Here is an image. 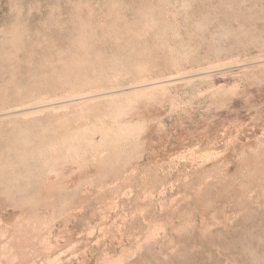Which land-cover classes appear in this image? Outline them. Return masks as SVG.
I'll return each instance as SVG.
<instances>
[{"label":"rangeland","instance_id":"rangeland-1","mask_svg":"<svg viewBox=\"0 0 264 264\" xmlns=\"http://www.w3.org/2000/svg\"><path fill=\"white\" fill-rule=\"evenodd\" d=\"M263 63L264 0H0L1 114L119 68L110 92L135 87L103 116L130 135L106 164L57 147L19 181L18 135L57 117L0 120V264H264Z\"/></svg>","mask_w":264,"mask_h":264},{"label":"bare ground","instance_id":"bare-ground-1","mask_svg":"<svg viewBox=\"0 0 264 264\" xmlns=\"http://www.w3.org/2000/svg\"><path fill=\"white\" fill-rule=\"evenodd\" d=\"M137 34V33H136ZM136 34H134V35H130V36H135ZM138 36V35H137ZM136 36V37H137ZM133 38V37H132ZM137 38H139V36L137 37ZM81 47V46H80ZM78 48H79V46H78ZM79 61V60H78ZM78 61H76L77 63H79ZM81 61H83V60H81ZM84 61H86L85 59H84ZM76 62H73L72 61V63H76ZM113 62V61H112ZM112 62H111V65H112ZM115 62V61H114ZM76 63V64H77ZM82 62H80V64H81ZM84 63H87V61L86 62H84ZM84 63H82V64H84ZM71 64V63H70ZM70 64H68L69 66H71ZM79 64V65H80ZM115 64V63H114ZM264 64V63H263ZM74 65V64H73ZM72 65V66H73ZM89 65V64H88ZM119 65V64H118ZM117 65V61H116V67L118 66ZM74 66H76V65H74ZM87 66V65H86ZM82 67V66H81ZM80 67V68H81ZM113 67V66H112ZM126 67V66H125ZM76 68V67H75ZM93 68V67H92ZM114 68V67H113ZM118 68V67H117ZM113 69V70H118V69ZM133 68H134V70H135V72H136V69L138 70V72H136L137 74L139 73L140 75H137V77L138 78H140V76H141V78H145L144 76L142 77V75H144L143 74V72H144V70H145V66L143 65V64H135L134 66H133ZM136 68V69H135ZM68 70V69H67ZM112 70V69H111ZM112 70V71H113ZM119 70H123V69H120L119 68ZM132 70V69H131ZM64 71V70H63ZM70 71H71V69H70ZM96 71H98V69L96 70ZM109 71H110V68H109ZM108 71V72H109ZM121 71H113V74H115V76L114 75H112V77H113V79L115 80V82L113 83V84H111V86H113L115 83H117L118 81H116V78L115 77H117L118 75H120L121 73ZM125 71H127V70H125ZM133 71V70H132ZM131 71V72H132ZM146 71V70H145ZM73 72V71H72ZM106 73H107V71H105ZM115 72V73H114ZM120 73V74H119ZM123 73H125V72H123L122 71V74ZM146 73V72H145ZM63 74V73H62ZM73 74V73H72ZM92 74H93V72H92ZM95 74V76H96V74L97 73H94ZM99 74V73H98ZM101 74V73H100ZM99 74V75H100ZM103 74H104V72H103ZM103 74H101V76L103 75ZM110 74V73H109ZM109 74H108V77H109ZM112 74V73H111ZM121 74V75H122ZM127 74V73H126ZM131 74V73H130ZM129 74V75H130ZM133 74H134V72H133ZM132 74V75H133ZM147 74V73H146ZM71 75V73L69 74V76ZM74 75H75V73H74ZM73 76V75H72ZM93 76V75H92ZM104 76V75H103ZM105 76H107L106 74H105ZM123 76V75H122ZM121 76V77H122ZM126 76H128V75H126ZM135 76V75H134ZM54 77V76H53ZM64 77V76H63ZM74 77V76H73ZM76 77V76H75ZM97 77V76H96ZM100 77V76H99ZM125 77V76H124ZM123 77V78H124ZM56 78V77H55ZM58 78V77H57ZM59 78H61V77H59ZM69 78H72V77H69ZM95 78V77H94ZM93 78V79H94ZM98 78V77H97ZM97 78H95L96 80H97ZM101 78H103V77H101ZM101 78H98L100 81H101ZM107 78V77H106ZM106 78H104V80L106 79ZM64 79V78H63ZM94 79V80H95ZM108 79H110V77L108 78ZM112 79V78H111ZM65 80V79H64ZM75 80H77V79H75ZM90 80V79H89ZM89 80H85L86 82H85V84H84V87L82 86V88L80 89L79 88V90L77 89H74V90H70V91H67V92H65V93H62L63 95L60 97V98H56V99H54V100H52V99H49V98H42V99H39L38 101H34L35 103H33L32 105H30V106H32V108H28V109H22V108H20V109H22V110H13L12 112H9V113H7V114H1L0 113V120L2 121L3 119H7V118H12L13 119V117H11V116H16V118L18 117V116H33L32 118L33 119H31V120H35L36 118L34 117L36 114H38V113H43V112H48V113H50V115L52 114V116L51 117H53V118H55V117H57V121H54L55 123H51L49 126H46V127H44L43 125H39V119H38V122L39 123H36V124H38L37 125V127L39 126V127H41V128H43L44 127V129L42 130V133L40 134V133H38V135H41V139L42 140H40V138H38L39 139V141H42V144H40V142H39V144L37 143V145H39L38 147H29V145H32L31 143H29V141H32L33 142V140L32 139H30L31 138V135L32 136H34L35 135V137L37 136L36 134H31V132H29L30 130H27V129H25V130H20L21 132H20V134L18 135V138H17V141H16V146H17V150H18V152H16V153H19L18 154V156L17 157H19L17 160H19V165H20V167H19V165H18V167L21 169H19L18 168V170H20L21 172H22V170L25 172V173H27V174H24V172L19 176L18 174H17V178L18 179H20L19 181H21V179H26V180H30V178L32 179V177H31V175L33 174V173H31V172H34L35 170H37V168L40 170V171H50L51 169H52V167H53V162H52V160L49 158V156H50V154H52L53 152H55V151H57V147H60L59 148V152H60V154L59 155H61L62 157L61 158H63V160H64V162H67V160H69L70 159V156L71 155H73V153L74 154H79V153H83L84 155H87V156H90V158L92 159V162H93V160H95L96 159V157L99 155V158H100V160H99V164H106V163H108V161L109 160H112V159H117L119 156H120V154L122 153V152H124V150H125V146H127V141L129 142L130 140H129V138H130V135H129V138H128V135H127V133H126V131H125V128H123V127H121V126H111V124H110V126H105V123H104V119H105V121L108 119L109 120V116H110V119H113V117L115 118V110L117 111V113L119 112V111H121L120 110V106H121V104H117V103H115L116 101H115V99H114V97H116V95L115 94H117L118 95V93L119 92H121V93H123V92H129V90H132V89H134L135 87H130V88H126V89H123V87H121V86H119L118 84H116L118 87L116 88V89H119V88H122V89H119V90H114V91H111L110 92V90H112V88H114L115 87V85L113 86V87H111L110 86V88H109V85H106V86H108V90H107V92L105 91L106 89H107V87H106V89H101V88H99V87H95V86H97L95 83L98 81H93V80H91V82H95V83H93V84H91L90 83V81ZM103 80V79H102ZM103 80V81H104ZM117 80H119V78L117 79ZM108 81H112V80H108ZM122 81V80H121ZM133 81H134V79H133ZM142 81V80H141ZM149 81H150V78H149ZM80 82V81H79ZM120 82V81H119ZM135 82H137V81H135ZM145 82V83H144ZM144 84H143V88H144V90H154L155 88L157 89L158 88V86H160L159 84L157 85L156 83H150V82H147L145 79H144ZM102 83V82H101ZM108 83H110V82H108ZM107 83V84H108ZM121 83V82H120ZM131 83V82H130ZM160 83V82H159ZM95 84V86H93ZM136 84V83H135ZM102 85V84H101ZM100 84H98V86H100V87H102ZM124 85V84H123ZM128 85V84H127ZM95 87V88H93V87ZM130 86V85H129ZM128 86V87H129ZM132 86V85H131ZM136 86V85H135ZM137 86H138V84H137ZM127 87V86H126ZM98 88V89H97ZM102 88H104V87H102ZM142 89V88H141ZM138 89H136V91H137ZM109 91V92H108ZM120 94V93H119ZM57 96V95H56ZM55 96V97H56ZM37 97V96H36ZM40 97V96H39ZM53 97V96H52ZM35 98V97H34ZM32 100H33V98H32ZM99 101H108V105H109V108H111L109 111L110 112H108V109L105 107V106H107V104H105V106H104V110H105V108L107 109V110H105V111H101L102 112V114L100 113V111H99V109H100V106H103V105H100V103L101 102H99ZM115 101V102H114ZM97 102H99V109L98 110H96L97 112H98V114L100 113L101 115H98V114H94V116L92 117L93 119H95V115H97V117H96V120H94L93 122H86V123H82V121H81V125H79L78 124V126H72V125H76V124H73V122H72V124H71V122L70 121H74V120H76V121H78V120H81V119H79L78 117H82V119H83V117L86 115L87 116V114H90L89 115V118H90V121H91V113L92 112H95V108H96V105H95V103H97ZM104 103H106V102H104ZM103 104V103H102ZM25 105H27V104H25ZM28 105V106H29ZM120 105V106H119ZM27 106V107H28ZM21 107V106H20ZM123 107V106H122ZM103 108V107H102ZM15 109V108H14ZM70 110H73V112L72 113H70L69 111ZM114 110V111H113ZM104 112H107V113H104ZM113 112H114V115H113ZM122 113V112H121ZM35 114V115H34ZM105 114H106V116H108V118L106 119L105 117ZM120 114V113H119ZM70 115H77V118L76 119H74V117L73 116H71V118H72V120H70ZM103 116H104V119H103ZM113 116V117H112ZM116 116H118V114L116 115ZM47 117V116H46ZM88 117V116H87ZM35 118V119H34ZM52 119V118H51ZM78 119V120H77ZM86 119V118H85ZM84 120V119H83ZM88 120V119H87ZM86 120V121H87ZM33 121H31V122H33ZM48 121V120H47ZM47 121H46V123H47ZM53 121V120H52ZM76 121H74V122H76ZM109 121H111V120H109ZM23 122V121H22ZM36 122V121H35ZM42 123V122H41ZM50 123V122H49ZM77 123V122H76ZM78 123H80L79 121H78ZM111 123H113V122H111ZM34 124V123H33ZM18 125H21V124H19V122H18ZM106 125H108V124H106ZM36 126V125H35ZM43 126V127H42ZM16 127H18V126H16ZM26 127V126H25ZM19 128V127H18ZM22 128V127H21ZM57 129H61L60 131H61V133H58V131H56ZM38 130V129H37ZM36 130V131H37ZM46 130H49L48 132H51L53 135H54V137L53 136H51V137H49V138H51L52 140L51 141H49V142H46L47 141V139H46V141H44V139L43 138H45V136L48 134H45L44 133V131H46ZM35 131V132H36ZM41 131V130H40ZM18 132V131H17ZM51 135V134H50ZM49 135V136H50ZM57 135V136H56ZM42 136H44V137H42ZM48 136V135H47ZM97 136H99V139H96V137ZM131 138H133V136L131 137ZM30 139V140H29ZM34 139V138H33ZM37 139V138H36ZM54 139V140H53ZM134 139H135V137H134ZM35 140V139H34ZM11 141H12V139H11ZM8 143V142H7ZM29 143V144H28ZM131 143V142H130ZM9 144V143H8ZM7 144V145H8ZM10 144H11V142H10ZM9 144V145H10ZM28 144V148L27 149H24V147L26 146ZM133 144V143H132ZM35 145V144H34ZM128 145H129V143H128ZM130 146V145H129ZM27 147V146H26ZM131 147H133V145L131 146ZM6 148V147H5ZM8 148H9V146H8ZM12 148V147H11ZM126 149H127V147H126ZM11 150V149H10ZM12 151H13V149H12ZM126 151V150H125ZM125 154V153H124ZM80 155V154H79ZM36 157V158H35ZM125 157V156H124ZM127 157V156H126ZM30 158V159H29ZM88 158V157H87ZM90 158H88V159H90ZM33 159V160H32ZM38 159V160H37ZM1 161L3 160V159H0ZM7 160V159H6ZM16 160V161H17ZM36 160V161H35ZM8 162V161H7ZM31 162V163H30ZM38 162V165H37V167L35 168L34 167V165H33V167L35 168V170L33 169V171H31V169L33 168V167H30V166H32V163L33 164H36ZM55 162V161H54ZM63 162V163H64ZM90 162V161H89ZM9 164H11L12 163V161L11 162H8ZM8 163H7V165H8ZM53 163V164H52ZM41 164V165H40ZM95 164V163H94ZM96 164H98V163H96ZM0 165H2V164H0ZM13 165V164H12ZM39 165H40V167H39ZM2 166H5L6 167V165L4 164V165H2ZM11 166V165H10ZM14 166V165H13ZM12 167V166H11ZM11 167H8L7 166V168L9 169V168H11ZM16 167V166H15ZM2 168H4V167H2ZM2 168H0V171H1V169ZM13 169L11 168V171H12ZM98 170H99V168H98ZM17 171V170H16ZM15 171V172H16ZM2 172V171H1ZM15 172H13L12 171V173L11 174H14ZM31 173V174H30ZM47 173V172H46ZM15 175H16V173H15ZM38 175H39V173H38ZM44 175H45V173H44ZM48 175H49V173H48ZM56 175V174H55ZM1 176V175H0ZM2 176H4V175H2ZM1 176V177H2ZM14 175H12V177H13ZM36 176V175H35ZM41 176H43V175H41ZM40 176V177H41ZM46 176H47V174H46ZM0 177V178H1ZM10 177V176H9ZM16 177L14 176V178H15V180H17L16 179ZM22 177V178H21ZM38 177V176H37ZM13 178V179H14ZM3 179V178H2ZM1 179V180H2ZM6 179H8V178H6L5 177V180ZM12 179V178H11ZM35 179H37V178H35ZM39 179V178H38ZM42 179V178H41ZM52 180V179H51ZM12 181V180H11ZM42 181V180H41ZM47 181H49V180H47ZM1 182V181H0ZM23 182V181H22ZM35 182V181H34ZM33 182V183H34ZM43 182V181H42ZM6 183V182H5ZM8 183H10V181L8 182ZM16 183V182H15ZM39 183V182H38ZM41 184V183H40ZM39 191V190H38ZM14 195V194H13Z\"/></svg>","mask_w":264,"mask_h":264}]
</instances>
